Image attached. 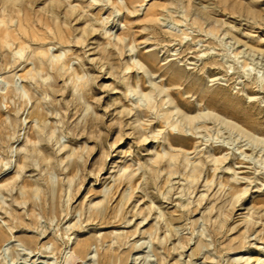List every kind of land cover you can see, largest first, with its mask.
I'll use <instances>...</instances> for the list:
<instances>
[{
  "label": "rangeland",
  "instance_id": "1",
  "mask_svg": "<svg viewBox=\"0 0 264 264\" xmlns=\"http://www.w3.org/2000/svg\"><path fill=\"white\" fill-rule=\"evenodd\" d=\"M11 12L14 25L28 19L30 60L0 50V74L53 48L83 81L49 68L23 81L30 101L0 96V264H63L85 240L87 264L106 251L111 264H262L264 145L213 119L172 129L161 115L207 107L264 139V0H0ZM153 85L163 90L150 109L139 93ZM234 190L247 192L236 202Z\"/></svg>",
  "mask_w": 264,
  "mask_h": 264
},
{
  "label": "bare ground",
  "instance_id": "2",
  "mask_svg": "<svg viewBox=\"0 0 264 264\" xmlns=\"http://www.w3.org/2000/svg\"><path fill=\"white\" fill-rule=\"evenodd\" d=\"M5 3L1 4V11L3 14L6 12V6L4 5ZM154 7L152 6L151 9ZM248 14H253L254 10L252 8H246ZM13 12L10 14H7L4 16L3 14H0V50H3L5 48H9L10 50L12 49V46H16V50H13L14 54L19 56L20 58L25 59V62H28L30 59L25 55V49H24V44L26 41L23 40V36L26 34V21L28 20L27 17L25 18H17L16 25H14V20L15 18L13 17ZM51 13H54L53 10H51ZM44 27L49 28V25L47 23L43 24ZM60 31V30H59ZM41 50L35 54V59L38 61L39 65L36 66L35 63L33 64L32 68L23 72L16 71L14 74H12V79L9 80L8 77H4L3 74H0V96L4 100H8L11 98V95L14 94V97H17L18 99H27L28 101L31 100L30 94L28 89L26 88L25 85H23V81H28V80H36L38 77H40V73L51 68V70L57 72L59 75H61V71H65V73L68 74L69 79L71 82L75 85L77 82L82 83V78L78 76L74 71L69 72L68 69L65 67V63L63 62V58L66 57V53L64 51L60 52V54L55 55V54H50V51L53 48H49L48 50ZM27 57V58H26ZM38 68V70H37ZM25 71V72H24ZM172 75L176 74L174 71H170ZM76 86V85H75ZM163 90V86H157L153 85V88L148 92V93H139V99L147 102L148 106L150 109H155L156 107L153 104L154 100V94L155 92L157 94H161ZM6 107V105H5ZM175 110L177 107L174 108ZM207 112L203 113L202 115H196V116H184L182 119H177L175 122H171V118L173 117V113L175 112L174 110H168L165 113H163L161 116L162 118L167 122L169 127L172 129H178L179 127L184 128L185 125L190 126L194 130L206 128L205 126H197L198 122L204 121L203 119H213L214 122H217L218 125L225 127L227 130H234L236 128L239 129V132L241 135H243L246 139L248 144L251 147L255 146L258 147L260 144L264 145V139H261L254 135L249 129H246L245 127L239 126L238 124H235L231 122L230 119L225 118V117H219V114H215L213 110H210L209 108H205ZM37 120H39V127H41L42 122L44 121V117L42 114H38L37 112L35 113L34 116ZM237 126V127H236ZM41 131H43V128L41 127ZM53 136V133L51 134ZM37 137L40 138V134L37 133ZM27 141L31 142L32 140L27 137ZM168 145L170 148H174L173 144L171 141L168 142ZM183 146V145H182ZM169 155V158L171 161H175L180 155L179 153L176 154H169L168 152L166 153ZM181 159L186 163L184 165V168H187V166L192 165L193 163L189 158L185 155L182 154ZM250 160H253L250 159ZM217 162V161H216ZM173 164L172 162L170 163V167H172ZM124 170V169H123ZM177 173V171H170V175ZM201 171L199 166L195 165L194 167H191V172L185 174V179L189 181L190 184H193L196 182L199 177H200ZM72 179H69V186L68 190L70 192L71 190V184H72ZM222 185V184H220ZM27 186V185H25ZM24 186V188H25ZM111 188H108L104 194V199L107 200L108 202L112 198L113 194L110 196V191ZM35 192V196H39L40 193V188L38 185L33 190ZM51 193H55L56 189L52 185V189L50 188ZM247 192V190H242V191H235L233 193H229L231 197H237L236 202L240 200V198ZM23 196H25L26 199L24 201L29 200V197H31V194L27 192L22 193ZM129 197L124 196L122 198L123 200L126 201ZM0 199H2L0 197ZM52 200H56L55 195L52 196ZM32 205H36V203L31 202ZM44 209V207H43ZM95 209V208H94ZM94 209L92 211H94ZM46 210V209H44ZM49 211H58L57 210V204L54 202V204L49 205ZM91 211V210H90ZM104 211H107L106 207H101L97 209V215H103ZM94 214V212L92 213ZM11 234L12 233V228H9ZM68 239H70V235L68 236ZM8 240L5 239L4 233L0 231V248L3 247L4 251H8V245H4L5 242ZM91 245V243L88 240L78 242L76 244V250L71 251L68 249L64 254V260L63 264H87L84 262V255L87 254V249ZM200 245H198L199 247ZM103 258V264H111L112 262L114 263L116 256L113 255L110 251H106L105 254L102 256ZM262 264H264V259L262 260Z\"/></svg>",
  "mask_w": 264,
  "mask_h": 264
}]
</instances>
